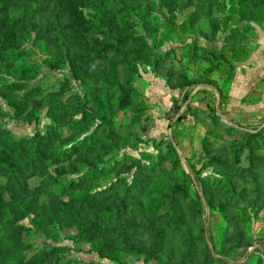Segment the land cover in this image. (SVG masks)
<instances>
[{
    "label": "rangeland",
    "instance_id": "rangeland-1",
    "mask_svg": "<svg viewBox=\"0 0 264 264\" xmlns=\"http://www.w3.org/2000/svg\"><path fill=\"white\" fill-rule=\"evenodd\" d=\"M263 21L264 0H0V217L27 207L0 264H263L264 126L192 109L226 74L207 55L230 69Z\"/></svg>",
    "mask_w": 264,
    "mask_h": 264
},
{
    "label": "crops",
    "instance_id": "crops-1",
    "mask_svg": "<svg viewBox=\"0 0 264 264\" xmlns=\"http://www.w3.org/2000/svg\"><path fill=\"white\" fill-rule=\"evenodd\" d=\"M251 26L252 34L246 49L243 48L244 56L229 63L230 72L223 73L219 79L212 78L217 81V87L207 88L205 99L201 97L192 103V109L214 112L225 124L240 129L264 126V21ZM188 93L189 89L182 88L177 95L183 100L186 95L192 96ZM188 109L187 103H184V118L180 124L185 134L178 136L177 141L181 143L185 140L189 145L188 142L197 140L193 137L194 133L202 137L201 125L205 126V123L202 117L193 115L194 110Z\"/></svg>",
    "mask_w": 264,
    "mask_h": 264
},
{
    "label": "trees",
    "instance_id": "trees-1",
    "mask_svg": "<svg viewBox=\"0 0 264 264\" xmlns=\"http://www.w3.org/2000/svg\"><path fill=\"white\" fill-rule=\"evenodd\" d=\"M257 3L259 4V6L263 5L262 1L260 3L259 2H257ZM206 60H207V62L209 64V70H211V71H216V70H219V69H221L224 73H228V72L231 71V69H229L228 67H225V63H228L227 60H225L222 57H220V59H219V57H213L211 52L207 55ZM193 83H195V82H193ZM206 83H209V81H206ZM200 84L202 85L203 83H200ZM188 85H189V82H184V83L182 82V83L178 84L176 87L184 88V87H186ZM187 97L188 96L186 95L184 98L187 99ZM177 119L181 121L183 118L182 117H178ZM234 129L247 132V134H249V136L251 138H255L256 136H258L260 134V133H256V132H259V131L249 132V131H245V130L240 129V127L239 128L238 127L237 128L234 127ZM251 133H254V134H251ZM21 169H22V167H19L17 169V172H19ZM185 192H187V194H188V191H185ZM196 195H197V193H196ZM204 196H205V194H204ZM197 197H199V195ZM26 212H27V207L21 205L19 211H16L12 216H10V217H2V218L0 217V232H2L5 229L9 228L10 226L14 225L18 220L23 219L26 216ZM194 224H195V227L197 228V232L199 233V236H201V238H202V241H203L205 249H206V253L208 255H210L209 247H208L207 240H206L207 233H206L204 225L202 223H198V222H195ZM194 246H195V243L192 242L189 245V249L185 248L186 251H187V254L193 252Z\"/></svg>",
    "mask_w": 264,
    "mask_h": 264
},
{
    "label": "water",
    "instance_id": "water-1",
    "mask_svg": "<svg viewBox=\"0 0 264 264\" xmlns=\"http://www.w3.org/2000/svg\"><path fill=\"white\" fill-rule=\"evenodd\" d=\"M209 249H211V245L209 242H207ZM257 245H254L253 247H250L248 251H252Z\"/></svg>",
    "mask_w": 264,
    "mask_h": 264
}]
</instances>
